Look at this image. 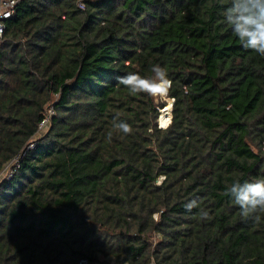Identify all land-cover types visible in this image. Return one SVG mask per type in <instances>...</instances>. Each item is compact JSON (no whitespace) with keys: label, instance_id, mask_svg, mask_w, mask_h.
Wrapping results in <instances>:
<instances>
[{"label":"trees","instance_id":"trees-1","mask_svg":"<svg viewBox=\"0 0 264 264\" xmlns=\"http://www.w3.org/2000/svg\"><path fill=\"white\" fill-rule=\"evenodd\" d=\"M229 5L18 0L0 37V264H264V213L224 194L264 178V57ZM153 64L168 96L118 84Z\"/></svg>","mask_w":264,"mask_h":264},{"label":"clouds","instance_id":"clouds-1","mask_svg":"<svg viewBox=\"0 0 264 264\" xmlns=\"http://www.w3.org/2000/svg\"><path fill=\"white\" fill-rule=\"evenodd\" d=\"M224 23L238 39L244 49L251 50L264 57V0H230V5L224 9ZM151 77L141 76L137 72H129L117 77L119 85L124 86L131 94H146L151 97H166L173 87L165 67L153 64ZM187 92V87L184 89ZM114 127L124 135H131L132 126L126 121H114ZM111 133L108 139H111ZM226 196L239 207L244 219H253L259 223L261 213H264V178L255 180H235L226 189ZM199 207L196 199L185 204V209L191 211ZM202 220L209 219V212L202 209L199 212ZM19 260V257L17 258ZM127 264V262H126Z\"/></svg>","mask_w":264,"mask_h":264},{"label":"built area","instance_id":"built-area-1","mask_svg":"<svg viewBox=\"0 0 264 264\" xmlns=\"http://www.w3.org/2000/svg\"><path fill=\"white\" fill-rule=\"evenodd\" d=\"M18 0H0V37L2 36L6 21L13 15L14 8ZM52 114V110L49 109L45 119L37 126L38 132H41L45 126H48L49 117ZM79 264H86L85 260H81Z\"/></svg>","mask_w":264,"mask_h":264},{"label":"bare ground","instance_id":"bare-ground-1","mask_svg":"<svg viewBox=\"0 0 264 264\" xmlns=\"http://www.w3.org/2000/svg\"><path fill=\"white\" fill-rule=\"evenodd\" d=\"M159 123L161 126H165L166 124H168L169 122V108L168 106L164 109L160 111V115H159Z\"/></svg>","mask_w":264,"mask_h":264},{"label":"water","instance_id":"water-1","mask_svg":"<svg viewBox=\"0 0 264 264\" xmlns=\"http://www.w3.org/2000/svg\"><path fill=\"white\" fill-rule=\"evenodd\" d=\"M171 105H172V102H170L169 105H168V108H169V121H170V118H171V116H170ZM168 123H169V122H168ZM157 124H158V126H159L160 128H165V127L168 125V124H166L164 127L161 126L160 123H159V119L157 120Z\"/></svg>","mask_w":264,"mask_h":264},{"label":"rangeland","instance_id":"rangeland-1","mask_svg":"<svg viewBox=\"0 0 264 264\" xmlns=\"http://www.w3.org/2000/svg\"><path fill=\"white\" fill-rule=\"evenodd\" d=\"M164 109H165V108H164ZM164 109H163V110H164ZM47 128H48V127H47V126H45V127L42 129V131H41V132L43 133L44 131H46V130H47Z\"/></svg>","mask_w":264,"mask_h":264}]
</instances>
